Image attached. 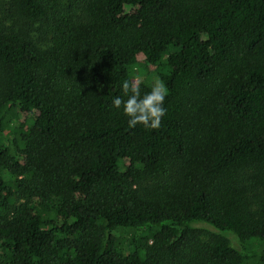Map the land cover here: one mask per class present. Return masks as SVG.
Wrapping results in <instances>:
<instances>
[{"label": "trees", "instance_id": "obj_1", "mask_svg": "<svg viewBox=\"0 0 264 264\" xmlns=\"http://www.w3.org/2000/svg\"><path fill=\"white\" fill-rule=\"evenodd\" d=\"M0 264H264V0H0Z\"/></svg>", "mask_w": 264, "mask_h": 264}, {"label": "rangeland", "instance_id": "obj_2", "mask_svg": "<svg viewBox=\"0 0 264 264\" xmlns=\"http://www.w3.org/2000/svg\"><path fill=\"white\" fill-rule=\"evenodd\" d=\"M136 70L138 73V79L137 81H148L149 84L152 86V88L154 89V91L158 92V93H164V87L162 86L157 73H156V69L152 66H148L145 62H144V58L143 56L139 55L138 57V64L136 66ZM20 120H23V117H21L19 114H15L14 116V120L11 124V127H16L18 125V123L20 122ZM6 134L8 136L11 135V132L9 129L6 130ZM195 227L200 228L201 230L205 231V233H210V234H216L217 231L215 229H213L211 226L201 223V224H196ZM223 236H225L227 239L230 240L231 243H233V245L237 248L240 249L239 244L236 241V238L230 234V233H224L222 234Z\"/></svg>", "mask_w": 264, "mask_h": 264}]
</instances>
